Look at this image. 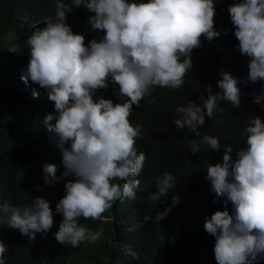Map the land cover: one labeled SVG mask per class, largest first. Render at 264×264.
<instances>
[{
    "label": "clouds",
    "instance_id": "1",
    "mask_svg": "<svg viewBox=\"0 0 264 264\" xmlns=\"http://www.w3.org/2000/svg\"><path fill=\"white\" fill-rule=\"evenodd\" d=\"M72 6L93 13L89 23L94 30L103 31V37L85 45L84 35L74 33L65 23L71 6L58 0L55 19H45L43 27L34 26L25 40L30 59L20 78L25 84H38L54 102L55 112L46 115L43 124L62 149V177L75 178L65 183V195L56 204L55 211L63 219L55 239L78 247L100 236L90 233L79 218L95 221L116 201L136 199L134 189L140 182L134 178L143 170L146 154L135 146L142 126L130 123L133 106L139 107L154 87L181 88L192 68L191 52L202 46L200 38L210 42L220 32L214 28V0H72ZM228 13L238 51L249 57L248 80L264 81V0H236ZM7 51L22 54L15 43ZM220 75V92L213 94L208 86L201 105L189 102L176 109L181 114L173 121L177 130H195L205 123V116L223 112L218 101L240 107L237 78L227 71ZM109 82L119 86L122 103L93 98ZM32 96L36 98L38 93L33 91ZM262 100L264 93L253 102ZM242 134L246 147L235 151L230 145L222 146L217 137L205 135L201 141L212 151L223 147L222 162L208 164L206 179L216 196L224 197L232 207L231 214L215 211L204 221V230L215 238L217 264H256L258 258H264V122L251 116ZM199 148L193 141L190 151ZM42 171L45 183L58 179L55 164H45ZM173 180L168 173L157 178L158 198L175 187ZM33 200L23 207L0 203V213L9 216V226L30 239L35 233L49 231L54 223L49 202L38 197ZM178 200L173 197L174 203ZM165 214L160 213L159 219ZM7 251L0 240V264H5Z\"/></svg>",
    "mask_w": 264,
    "mask_h": 264
},
{
    "label": "trees",
    "instance_id": "2",
    "mask_svg": "<svg viewBox=\"0 0 264 264\" xmlns=\"http://www.w3.org/2000/svg\"><path fill=\"white\" fill-rule=\"evenodd\" d=\"M57 2L0 0V203L23 207L33 204V198H43L49 202L54 220L49 231L35 233L30 239L10 227L9 216L0 213V240L8 247L5 264H217L215 238L204 230V221L215 211L231 214L232 207L224 197L216 196L206 179L208 164L222 162L223 147L212 151L201 141L205 135L217 137L222 146L230 145L235 151L246 147L242 133L251 116L264 122V100L253 102L264 93V81L248 80L249 57L238 51L228 13L236 0H214V28L220 35L210 42L200 38L202 46L191 52L192 68L185 74L183 86L154 87L139 107L133 106L130 123L142 126L135 146L146 154L143 170L134 178L140 182L134 189L136 199L116 201L101 219L79 218L90 233L99 232L100 236L78 247L55 239L63 219L55 211L56 204L65 195V183L75 178L62 177V149L43 124L45 116L55 112L54 102L38 84H25L20 78L30 59L25 40L34 26L43 27L45 19H55ZM62 2L72 8L65 23L74 33L84 35L85 45L103 37V31L94 30L89 23L93 13L83 6H72V0ZM10 43L20 45L22 54L8 52ZM224 71L238 80L240 107L218 101L223 112L205 116V123L195 130H177L173 121L181 114L176 109L187 107L189 102L201 105L208 86L213 94L220 92L217 81ZM33 91L38 97L33 98ZM96 97L114 104L123 102L119 86L111 82L106 89L97 90ZM193 141L200 144L195 153L190 151ZM231 155L235 159V152ZM45 164L56 165L57 180L45 183ZM165 173L174 177L175 187L158 198L157 178L162 179ZM174 196L178 203L173 202ZM160 213L166 214L159 219ZM256 264H264V258H258Z\"/></svg>",
    "mask_w": 264,
    "mask_h": 264
}]
</instances>
